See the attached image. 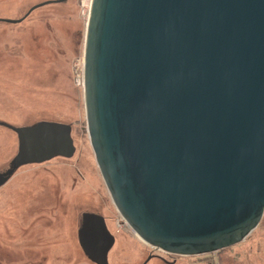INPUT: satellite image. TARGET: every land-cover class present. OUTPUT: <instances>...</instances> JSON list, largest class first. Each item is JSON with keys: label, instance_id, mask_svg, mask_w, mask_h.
I'll return each instance as SVG.
<instances>
[{"label": "water", "instance_id": "1", "mask_svg": "<svg viewBox=\"0 0 264 264\" xmlns=\"http://www.w3.org/2000/svg\"><path fill=\"white\" fill-rule=\"evenodd\" d=\"M84 58L95 158L144 242L202 255L256 229L264 215V0H92ZM0 125L18 137L0 186L23 165L76 151L69 124ZM78 240L91 261L110 264L116 238L104 216L84 212Z\"/></svg>", "mask_w": 264, "mask_h": 264}, {"label": "rangeland", "instance_id": "2", "mask_svg": "<svg viewBox=\"0 0 264 264\" xmlns=\"http://www.w3.org/2000/svg\"><path fill=\"white\" fill-rule=\"evenodd\" d=\"M45 1L0 0V121L15 127L69 124L76 151L23 165L0 186V264H96L78 240L84 212L104 216L115 236L110 264H264V215L243 241L210 255L166 253L134 231L97 164L85 90L75 83L92 0L48 3L20 22L7 21ZM17 151L16 132L0 125V173Z\"/></svg>", "mask_w": 264, "mask_h": 264}, {"label": "built area", "instance_id": "3", "mask_svg": "<svg viewBox=\"0 0 264 264\" xmlns=\"http://www.w3.org/2000/svg\"><path fill=\"white\" fill-rule=\"evenodd\" d=\"M75 83L77 86L85 88V58L78 62L74 69Z\"/></svg>", "mask_w": 264, "mask_h": 264}, {"label": "trees", "instance_id": "4", "mask_svg": "<svg viewBox=\"0 0 264 264\" xmlns=\"http://www.w3.org/2000/svg\"><path fill=\"white\" fill-rule=\"evenodd\" d=\"M224 250V249H223ZM223 250H220V251H223ZM220 251H217V252H220ZM210 255V254H209Z\"/></svg>", "mask_w": 264, "mask_h": 264}]
</instances>
